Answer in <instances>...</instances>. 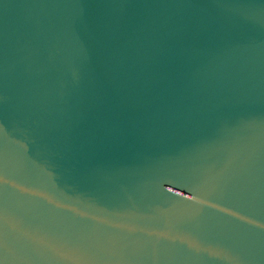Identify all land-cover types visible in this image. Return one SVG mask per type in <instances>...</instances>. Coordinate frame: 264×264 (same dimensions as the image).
<instances>
[{"label": "water", "instance_id": "water-1", "mask_svg": "<svg viewBox=\"0 0 264 264\" xmlns=\"http://www.w3.org/2000/svg\"><path fill=\"white\" fill-rule=\"evenodd\" d=\"M0 264H264V0H0Z\"/></svg>", "mask_w": 264, "mask_h": 264}]
</instances>
